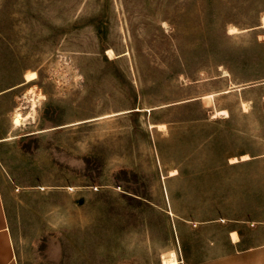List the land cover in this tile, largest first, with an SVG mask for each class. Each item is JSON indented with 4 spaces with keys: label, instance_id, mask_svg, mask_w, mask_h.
Here are the masks:
<instances>
[{
    "label": "rangeland",
    "instance_id": "rangeland-1",
    "mask_svg": "<svg viewBox=\"0 0 264 264\" xmlns=\"http://www.w3.org/2000/svg\"><path fill=\"white\" fill-rule=\"evenodd\" d=\"M0 137L19 264L264 244V0H0Z\"/></svg>",
    "mask_w": 264,
    "mask_h": 264
},
{
    "label": "crops",
    "instance_id": "crops-1",
    "mask_svg": "<svg viewBox=\"0 0 264 264\" xmlns=\"http://www.w3.org/2000/svg\"><path fill=\"white\" fill-rule=\"evenodd\" d=\"M30 82V81H29ZM4 138L0 137V142ZM6 139V138H5ZM234 232V231H232ZM236 232V231H235ZM232 234V233H231ZM240 242V239L239 241ZM234 245L237 247V243ZM0 264H19L14 253L13 238L7 217L4 188L0 178ZM199 264H264V244L236 250L229 256Z\"/></svg>",
    "mask_w": 264,
    "mask_h": 264
},
{
    "label": "bare ground",
    "instance_id": "bare-ground-1",
    "mask_svg": "<svg viewBox=\"0 0 264 264\" xmlns=\"http://www.w3.org/2000/svg\"><path fill=\"white\" fill-rule=\"evenodd\" d=\"M107 53H108V55H110V57L115 56V52H114L113 49H108L107 50ZM36 78H37V72L36 71H28L25 74V80H26V82L35 80ZM34 90H35L34 88H31V89L28 90V93H34ZM36 107H37L36 100L33 99V106H32V109H31L30 112H28L26 114H23L20 109H18L17 111H15L16 113H15L14 118H13V123L15 125H17V127L18 126H21L26 120H28L29 118H32L34 116V114L36 113ZM219 112H221V111H219ZM160 126H163V124H161ZM7 139H9V138H7ZM248 158L249 157H247V159ZM173 173H176V172L174 171ZM232 235L234 236V240L235 241H238V237L236 235V232H233ZM162 259H163V264H180L179 263V260L177 258V255H176V253L174 251L171 252L168 256L164 255L162 257Z\"/></svg>",
    "mask_w": 264,
    "mask_h": 264
},
{
    "label": "trees",
    "instance_id": "trees-1",
    "mask_svg": "<svg viewBox=\"0 0 264 264\" xmlns=\"http://www.w3.org/2000/svg\"><path fill=\"white\" fill-rule=\"evenodd\" d=\"M233 118V115H229L228 116V119H226V120H230V119H232ZM136 176H137V174L136 173H133L132 174V177L133 178H136ZM134 190V189H133ZM133 193H135V194H138L137 192H136V190L135 191H133ZM140 195V194H139ZM132 198H136V197H133V196H131ZM139 200V199H138ZM9 225H10V222H9ZM10 229H11V226H10ZM12 233V232H11ZM13 235V234H12Z\"/></svg>",
    "mask_w": 264,
    "mask_h": 264
}]
</instances>
